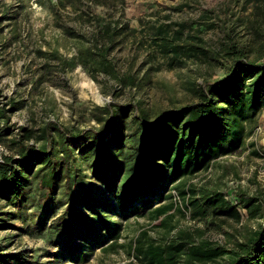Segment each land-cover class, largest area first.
Listing matches in <instances>:
<instances>
[{"label":"rangeland","instance_id":"rangeland-1","mask_svg":"<svg viewBox=\"0 0 264 264\" xmlns=\"http://www.w3.org/2000/svg\"><path fill=\"white\" fill-rule=\"evenodd\" d=\"M252 10L246 0H0V108H9L7 124L12 127L5 133V118L0 117V158L16 155L12 141L18 138L20 125L33 131L29 141L49 120L104 132L92 114L96 106L112 101L139 108L153 127L162 110L197 101L196 90L221 77L222 64L228 61L222 53L216 59L211 52L173 57L157 45L152 27L169 23L170 34L181 30L183 36L198 35L214 50L221 48L229 29L233 40L248 49L251 35L246 21ZM106 24L114 25L108 50L113 77L88 64L65 63L79 49L91 46L94 37L102 44ZM133 116L132 110L123 116L132 128ZM246 127L241 147L184 179L185 188L221 191L237 204L238 217L209 214L201 219L185 206V200L174 196L166 200L175 204L164 223L160 222L163 215L153 219L148 214H130L122 219L113 247L109 240L107 250L95 248L86 261L78 262L62 257L66 253L59 242L61 234L49 231L59 208H49L41 221L28 213L30 208L17 209L0 199V264H144L131 254L134 238L163 242L180 230L191 232L196 240L233 246L264 225V216H252L235 199L242 191L258 196L264 207V108ZM84 169L81 174H90ZM60 191H55L57 196ZM18 210L23 219L12 214Z\"/></svg>","mask_w":264,"mask_h":264},{"label":"trees","instance_id":"trees-1","mask_svg":"<svg viewBox=\"0 0 264 264\" xmlns=\"http://www.w3.org/2000/svg\"><path fill=\"white\" fill-rule=\"evenodd\" d=\"M246 2L253 8L246 21L251 35L248 49L233 40L229 29L224 32L221 48L214 50L198 35L183 36L181 30L170 34L169 23L152 27L157 45L173 57L211 52L215 58L222 53L228 61L222 64L225 68L221 77L196 90L197 101L162 110L153 127L139 108L113 101L96 106L92 114L104 132L49 120L29 141L33 131L19 126L18 138L12 141L16 155L3 154L0 158V199L17 209L30 208L32 212L28 213L41 221L46 220L49 208H59L49 231L61 234L59 242L63 243L62 252L66 254L62 257L66 261L84 262L95 248L107 250L105 243L109 240L113 247L122 219L130 214H148L153 219L163 215L160 222L164 223L175 204L172 199L166 200L174 196L185 200V206L201 219L209 214L239 216L237 204L221 191L185 188L184 179L241 147L247 124L264 108V0ZM113 26H104L106 39L102 44L98 45L99 39L94 37L91 46L79 49L65 63L88 64L113 77V62L108 56ZM7 110L0 108V117L5 118L8 134L12 127L7 124ZM131 110L134 128L123 119ZM83 167L90 174H81ZM171 188L174 194L169 192ZM235 196L252 216H264L258 196L242 191ZM21 213L18 210L12 214L23 219ZM132 243L131 254L144 264H264L261 224L230 247L208 239L196 240L191 232L183 230L163 242L137 236Z\"/></svg>","mask_w":264,"mask_h":264},{"label":"clouds","instance_id":"clouds-1","mask_svg":"<svg viewBox=\"0 0 264 264\" xmlns=\"http://www.w3.org/2000/svg\"><path fill=\"white\" fill-rule=\"evenodd\" d=\"M0 151H3V149H2V148H0Z\"/></svg>","mask_w":264,"mask_h":264}]
</instances>
